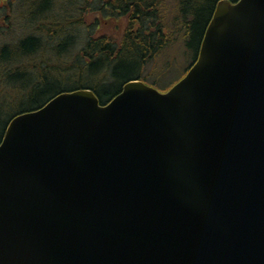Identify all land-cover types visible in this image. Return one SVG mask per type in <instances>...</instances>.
Masks as SVG:
<instances>
[{
    "label": "water",
    "instance_id": "obj_1",
    "mask_svg": "<svg viewBox=\"0 0 264 264\" xmlns=\"http://www.w3.org/2000/svg\"><path fill=\"white\" fill-rule=\"evenodd\" d=\"M0 264H264V0H220L166 92L130 80L14 117Z\"/></svg>",
    "mask_w": 264,
    "mask_h": 264
},
{
    "label": "trees",
    "instance_id": "obj_2",
    "mask_svg": "<svg viewBox=\"0 0 264 264\" xmlns=\"http://www.w3.org/2000/svg\"><path fill=\"white\" fill-rule=\"evenodd\" d=\"M218 2L179 0L172 22L176 28L169 30L163 0H7L1 7L0 37L15 26L32 35L31 31L38 32L44 25L56 29L68 25L71 43L67 50L63 45L55 57L51 53L52 60L39 56L43 47L38 46L39 40L35 47L31 37L16 40L23 45L18 54L7 56L5 44L0 47V106L28 103L18 108L6 127L15 116L41 108L64 92L91 89L102 105L108 103L128 81L140 79L147 63L176 37L185 38L191 49L193 39L198 40L197 59ZM4 21L9 30L2 26ZM102 26H106L104 33L100 32ZM82 40L86 43L78 46ZM132 70L139 72L127 77ZM85 71L97 79L86 82ZM70 81L75 87L68 86ZM115 82L119 86L111 91Z\"/></svg>",
    "mask_w": 264,
    "mask_h": 264
},
{
    "label": "rangeland",
    "instance_id": "obj_3",
    "mask_svg": "<svg viewBox=\"0 0 264 264\" xmlns=\"http://www.w3.org/2000/svg\"><path fill=\"white\" fill-rule=\"evenodd\" d=\"M5 0H0V15L2 13ZM164 1V14L167 17L166 22L168 23L169 30H172L175 27L172 22L175 19L178 11V3L179 0H163ZM0 21H2L0 17ZM20 28L15 26L13 31L7 32L0 37V47L5 44V40H11L12 42L16 41L19 37ZM175 30V29H174ZM99 31V30H98ZM106 31V26H102L101 33ZM95 35V34H94ZM21 37V36H20ZM19 37V38H20ZM18 38V39H19ZM83 38V37H82ZM86 41H80L78 46L85 44ZM77 46V47H78ZM198 47V40L196 38L193 39L192 42V49L188 48L186 39L181 37H176L170 44H168L164 49L161 51L159 55L154 57L149 63H147L146 68L142 72V77L140 78L144 83L147 85L156 88L161 92H165L177 84L181 79L185 77L189 68L196 60L195 51H197ZM78 50H74L72 53H76ZM50 54V52H48ZM47 54V55H48ZM135 61V60H134ZM139 70L130 71L127 74V77L135 76L138 74ZM86 82H94L97 79V76H92L89 71H85L82 75ZM75 83L73 81L69 82V87H75ZM119 83L115 82L110 90L114 91L118 88ZM1 87V86H0ZM22 105H28V103L23 104H7L4 106H0V140L2 138V134L5 130L7 121L11 118L13 114L16 113L18 108ZM21 107V108H22ZM20 108V109H21Z\"/></svg>",
    "mask_w": 264,
    "mask_h": 264
},
{
    "label": "flooded vegetation",
    "instance_id": "obj_4",
    "mask_svg": "<svg viewBox=\"0 0 264 264\" xmlns=\"http://www.w3.org/2000/svg\"><path fill=\"white\" fill-rule=\"evenodd\" d=\"M6 1L7 0H5L4 2H6ZM8 15H9V12H8ZM66 20H67V17H66ZM68 20H69V18H68ZM2 26L6 29L9 28V26L7 25V23H5V21L3 22ZM41 28H43V29H41ZM22 32L23 31H21V33ZM27 33H30V32H27ZM70 33H71V28L68 25H66L64 27V29H62V28L56 29L55 26H45L44 25L38 29V32L37 31H31L32 35H30V34L25 35V33H22V34H19V37L21 36L20 37L21 40H23L24 37H26V36L31 37V39L35 40V47H36L37 42L39 40L38 46L43 47V51H44L43 53L41 52L42 55L40 53L39 56H42L44 60L45 59L52 60L50 57L51 53H53L54 57H55L57 55L56 52H58L60 54V50L62 49L63 45L65 46L66 50L70 46V43H71L70 42V37H71ZM18 38H17V40H18ZM63 39H64V44H63ZM21 40L5 43L4 46L6 47V55L7 56L9 54H13V53L18 54L19 52H21V50H23L22 49L23 45H20L22 43ZM48 52H50V54H48ZM54 60H57V59L54 58Z\"/></svg>",
    "mask_w": 264,
    "mask_h": 264
},
{
    "label": "bare ground",
    "instance_id": "obj_5",
    "mask_svg": "<svg viewBox=\"0 0 264 264\" xmlns=\"http://www.w3.org/2000/svg\"><path fill=\"white\" fill-rule=\"evenodd\" d=\"M7 42H12V41L11 40H7V41L5 40V43H7Z\"/></svg>",
    "mask_w": 264,
    "mask_h": 264
}]
</instances>
